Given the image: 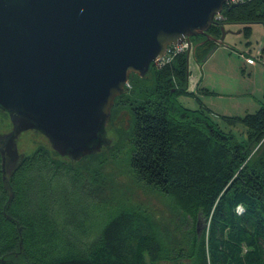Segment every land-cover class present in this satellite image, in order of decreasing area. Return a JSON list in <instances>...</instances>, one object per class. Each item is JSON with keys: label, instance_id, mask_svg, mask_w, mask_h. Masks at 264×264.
<instances>
[{"label": "trees", "instance_id": "16d2710c", "mask_svg": "<svg viewBox=\"0 0 264 264\" xmlns=\"http://www.w3.org/2000/svg\"><path fill=\"white\" fill-rule=\"evenodd\" d=\"M219 17L209 40L190 38L198 63L225 25L243 26L247 38L251 25H264V0L226 3ZM188 78L187 53L153 63L145 77H129L130 89L124 87L111 109L112 116L127 104L130 172L169 200L183 218L180 236L124 203L102 204L96 221L87 187L101 182L98 167L112 145L76 163L40 145L5 175L6 183L0 155V264H264V95L255 113L220 117L244 130L237 135L215 123L200 102L196 110L179 103L194 97ZM106 131L112 142L119 136Z\"/></svg>", "mask_w": 264, "mask_h": 264}, {"label": "water", "instance_id": "95a60500", "mask_svg": "<svg viewBox=\"0 0 264 264\" xmlns=\"http://www.w3.org/2000/svg\"><path fill=\"white\" fill-rule=\"evenodd\" d=\"M229 1L0 0V111L11 126L0 133L4 182L25 157L17 141L26 132L71 163L100 153L129 77H145L171 45L209 40ZM225 35L222 27L211 38L202 62Z\"/></svg>", "mask_w": 264, "mask_h": 264}, {"label": "rangeland", "instance_id": "374dc122", "mask_svg": "<svg viewBox=\"0 0 264 264\" xmlns=\"http://www.w3.org/2000/svg\"><path fill=\"white\" fill-rule=\"evenodd\" d=\"M250 27L251 34L247 38L242 33L243 26L225 25L223 42L217 45L205 62L202 60L207 54L200 63L193 58V45V50L188 55V90L194 97H181L178 100L184 108L190 110L198 109L200 102L207 108L212 120L227 131L231 127L220 120L221 116L243 117L253 114L263 102L264 53H261V49L264 44V26L253 24ZM247 58H252L254 64H246ZM205 90L210 93H205ZM0 123L1 132H6L8 128L3 130L2 126L8 127V121L1 115ZM107 129L113 134L111 137L115 136L113 131L119 133V136H115L112 142L108 136L110 133H106L110 142L104 149L106 151L111 145L113 149L104 154L105 159L98 167L101 182L90 181L87 187L88 195L92 196L88 199L92 206L90 209L96 221H101L103 205H108L107 208L111 209L124 203L147 213L162 230L169 228L168 230L174 231L171 233L180 236L177 227L181 225L183 218L176 214L169 200L136 181L130 172L132 114L127 104L115 110ZM231 130L237 135L244 132L239 126ZM242 138L243 136L240 140ZM40 145L48 146L42 136H36L32 132L23 133L17 141L18 150L23 155H30Z\"/></svg>", "mask_w": 264, "mask_h": 264}, {"label": "built area", "instance_id": "2783aa9c", "mask_svg": "<svg viewBox=\"0 0 264 264\" xmlns=\"http://www.w3.org/2000/svg\"><path fill=\"white\" fill-rule=\"evenodd\" d=\"M247 0H230L228 3H238V2H244ZM219 15L215 16L214 20L219 19ZM193 50V44L189 39H185L182 43L178 45H171L167 48L166 54L161 59L156 60L154 63L157 65H161L164 63H167L171 60V58L177 54L187 53V55H190V53ZM246 64L253 65L254 60L252 58L246 59ZM126 87H129L128 83L125 85Z\"/></svg>", "mask_w": 264, "mask_h": 264}, {"label": "flooded vegetation", "instance_id": "af4514ba", "mask_svg": "<svg viewBox=\"0 0 264 264\" xmlns=\"http://www.w3.org/2000/svg\"><path fill=\"white\" fill-rule=\"evenodd\" d=\"M10 127H11V126H8V130L10 129ZM8 130H7V131H8ZM1 133H2V132H1ZM41 136H42V135H41ZM42 137H43V136H42ZM43 138H44V137H43ZM44 139H45V138H44ZM45 140H46V139H45ZM46 141H47V140H46ZM47 144H48V142H47Z\"/></svg>", "mask_w": 264, "mask_h": 264}, {"label": "crops", "instance_id": "0c3cea01", "mask_svg": "<svg viewBox=\"0 0 264 264\" xmlns=\"http://www.w3.org/2000/svg\"><path fill=\"white\" fill-rule=\"evenodd\" d=\"M188 67H189V65H188ZM191 92V91H190Z\"/></svg>", "mask_w": 264, "mask_h": 264}]
</instances>
